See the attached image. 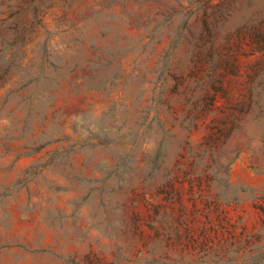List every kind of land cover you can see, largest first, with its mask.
I'll list each match as a JSON object with an SVG mask.
<instances>
[{"label":"rangeland","instance_id":"1","mask_svg":"<svg viewBox=\"0 0 264 264\" xmlns=\"http://www.w3.org/2000/svg\"><path fill=\"white\" fill-rule=\"evenodd\" d=\"M0 264H264V0H0Z\"/></svg>","mask_w":264,"mask_h":264},{"label":"trees","instance_id":"2","mask_svg":"<svg viewBox=\"0 0 264 264\" xmlns=\"http://www.w3.org/2000/svg\"><path fill=\"white\" fill-rule=\"evenodd\" d=\"M213 100H214V96H212V97L210 98V101H211V102H213Z\"/></svg>","mask_w":264,"mask_h":264}]
</instances>
